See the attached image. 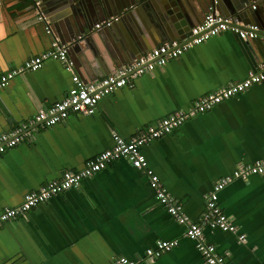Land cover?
Returning a JSON list of instances; mask_svg holds the SVG:
<instances>
[{
	"label": "crops",
	"instance_id": "0c3cea01",
	"mask_svg": "<svg viewBox=\"0 0 264 264\" xmlns=\"http://www.w3.org/2000/svg\"><path fill=\"white\" fill-rule=\"evenodd\" d=\"M120 2L124 5L118 10ZM147 2L0 0V75L47 50L55 37L65 44L72 64L68 69L61 60L47 58L40 68L17 72L0 87V133H23L0 153V211L18 206L25 193L59 180L65 170L81 169L113 145V131L129 139L264 62L261 39L244 41L224 31L135 77L130 86L105 94L90 114L70 112L50 126L28 125L39 109L66 95L73 74L85 82L99 80L164 42L180 41L167 36L159 14L143 6ZM179 2L192 25L212 4ZM218 6L224 15L253 22L264 0H218ZM106 19L108 25L95 27ZM141 152L162 188L190 220H197L203 194L217 179L264 158V81L189 117L143 144ZM218 202L237 232L205 226L207 240L230 264H264V174L232 180L219 192ZM184 232L185 226L156 200L145 171L121 157L1 223L0 264H114L119 256L136 264H205ZM156 239L177 244L145 261V250Z\"/></svg>",
	"mask_w": 264,
	"mask_h": 264
},
{
	"label": "built area",
	"instance_id": "2783aa9c",
	"mask_svg": "<svg viewBox=\"0 0 264 264\" xmlns=\"http://www.w3.org/2000/svg\"><path fill=\"white\" fill-rule=\"evenodd\" d=\"M35 5H37V2H35ZM37 12L39 18H43L39 9H37ZM109 23L110 20L106 19L96 23L95 27H100L102 24L108 25ZM46 30H49L48 27H46ZM224 31L233 32L244 41L261 39L264 42V30L258 24L246 22L237 15H224L218 6V0H212V4L208 7L202 21L190 28L191 35L185 41L171 40L164 42L136 59L131 65L125 66L114 74L107 75L99 80L85 82L77 74H73L74 85L66 95L54 102L48 109H39L33 118L29 120L28 125L42 124L50 126L64 120L70 112L90 114L94 112L98 101L105 94L125 85L130 86L132 79L135 77L151 71L155 66L164 65L168 59L179 56L187 48L200 44L209 37ZM47 58H57L64 62L68 69L72 68L71 61L67 58L65 44L59 42L55 37L50 41L47 50L29 57L22 66L0 75V87L4 86L7 80L17 72L40 68ZM262 81H264V62H260L256 68L249 70L243 79L226 82L216 89L197 97L188 108L173 111L157 120L154 126H148L129 139H124L116 131H113V145L110 148L88 159L81 169L76 171L65 170L59 180L49 181L37 190L25 193L18 206L6 207L0 211V224L16 216L26 214L30 208L36 206L39 202L63 189L75 187L82 178L91 176L101 170L108 162L124 157L133 167L145 171L150 185L155 191L156 200L164 206L166 211L178 223L185 226V236L194 241L195 248L202 256L204 263L230 264L224 255L217 252L215 245L207 240L204 227L237 232L236 224L222 211L218 202V194L234 179L246 178L251 174H264V158L240 164L231 173L217 179L212 188L203 194L204 206L200 216L194 221L183 213L178 200L162 188L158 177L147 167L141 147L152 139L170 133L189 117L204 112L220 101L243 92L250 85ZM21 128V130H24L26 124H21ZM22 137L23 133L18 130L0 133V153L7 147L15 145ZM238 238L243 241L244 234H239ZM154 243V246L146 248L145 261L152 262L162 252L168 251L176 245L177 240L156 239ZM114 264H136V260L119 256L114 260Z\"/></svg>",
	"mask_w": 264,
	"mask_h": 264
},
{
	"label": "water",
	"instance_id": "95a60500",
	"mask_svg": "<svg viewBox=\"0 0 264 264\" xmlns=\"http://www.w3.org/2000/svg\"><path fill=\"white\" fill-rule=\"evenodd\" d=\"M124 3L117 4V9L121 10ZM151 7L152 14H159L164 26L167 29L169 37L178 38L180 41H185L190 37V28L193 26L189 18L184 17V10L180 5L179 0H148L143 6ZM232 7H236L232 4ZM155 11L157 13H155ZM256 13V20L253 22L258 24L264 30V8L258 9ZM251 21V19L249 18ZM195 25V24H194Z\"/></svg>",
	"mask_w": 264,
	"mask_h": 264
},
{
	"label": "rangeland",
	"instance_id": "374dc122",
	"mask_svg": "<svg viewBox=\"0 0 264 264\" xmlns=\"http://www.w3.org/2000/svg\"><path fill=\"white\" fill-rule=\"evenodd\" d=\"M193 102H194V100H193ZM193 102H192V104H193Z\"/></svg>",
	"mask_w": 264,
	"mask_h": 264
}]
</instances>
